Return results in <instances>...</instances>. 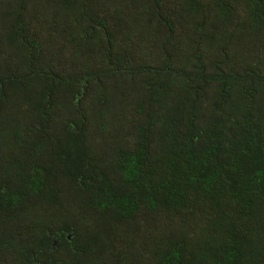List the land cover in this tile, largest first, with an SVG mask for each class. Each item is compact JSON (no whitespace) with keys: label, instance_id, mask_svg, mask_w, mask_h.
I'll list each match as a JSON object with an SVG mask.
<instances>
[{"label":"trees","instance_id":"obj_1","mask_svg":"<svg viewBox=\"0 0 264 264\" xmlns=\"http://www.w3.org/2000/svg\"><path fill=\"white\" fill-rule=\"evenodd\" d=\"M0 264H264V0H0Z\"/></svg>","mask_w":264,"mask_h":264},{"label":"rangeland","instance_id":"obj_2","mask_svg":"<svg viewBox=\"0 0 264 264\" xmlns=\"http://www.w3.org/2000/svg\"><path fill=\"white\" fill-rule=\"evenodd\" d=\"M140 28H142V27H140Z\"/></svg>","mask_w":264,"mask_h":264}]
</instances>
